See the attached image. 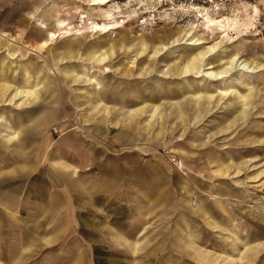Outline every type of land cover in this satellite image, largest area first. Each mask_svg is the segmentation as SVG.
I'll list each match as a JSON object with an SVG mask.
<instances>
[{
    "label": "rangeland",
    "instance_id": "rangeland-1",
    "mask_svg": "<svg viewBox=\"0 0 264 264\" xmlns=\"http://www.w3.org/2000/svg\"><path fill=\"white\" fill-rule=\"evenodd\" d=\"M39 3L0 0V166L17 168L0 188L24 223L0 209L8 258L264 264V70L209 75L233 54L264 65V0ZM57 161L91 183L65 186Z\"/></svg>",
    "mask_w": 264,
    "mask_h": 264
},
{
    "label": "crops",
    "instance_id": "crops-1",
    "mask_svg": "<svg viewBox=\"0 0 264 264\" xmlns=\"http://www.w3.org/2000/svg\"><path fill=\"white\" fill-rule=\"evenodd\" d=\"M42 3H43V0H40V3L35 7L37 11L39 10V8L42 5ZM41 37L42 36H37V38H41ZM42 40H43V38H42ZM1 64H2L1 65L2 71L10 69V67H6L4 65V62H2ZM46 109H47V113L49 115H52L51 118H53L54 116H59L60 115L59 114L60 113V109L58 108L57 103H54L53 106H51L49 108H46ZM41 118H42V121H40V124H42V125L48 124V123H46V119L47 118L45 116H43ZM39 120H40V118H38V121ZM9 128H10V125H9ZM9 128H7V131H9L8 130ZM44 131H45V129L43 131H41V132H44ZM45 137H46V134L44 135V137H42L41 141H39L40 147L44 149L43 152H46L47 149L49 148V147H45L44 146L45 145L44 143L46 142V138ZM12 141H13V139H11V138L9 139V138H6V137H3V138L0 137V152H3V153L9 152L10 149L8 148V146L11 144ZM12 143H14V142H12ZM78 143L79 142H76L75 139H71V140L70 139H66L64 141V144H65L66 148H68V150H70L72 152L80 153V151H83V149L80 147V145ZM59 154H61V153H59ZM84 155H85V153H84ZM44 158L46 160V154H45ZM86 159H88V162H90V157L89 156L87 158H85V163H87ZM4 163H6V162H4ZM62 163H63V161L62 162L61 161L60 162L57 161L55 163H52L51 167L61 177V180L65 184V186H67V187H69L71 189H74V190H83V189H85V186L87 184H89V182L91 183V180H88L86 183L83 182L85 180L81 179V177H79V175H76L74 173V170H78L77 168L73 167L72 165H70V166H66V165L65 166H61ZM16 169L17 168L15 166H12V165L10 166L9 163L7 162V164L5 166H0V177L1 176H7V178L4 181L5 182H6V180L7 181L8 180L12 181V179L17 178V177L14 176L16 174ZM115 176L116 175L110 177V180H109V182L107 184V188L108 189H111L112 186H115L114 184L118 183V179H116ZM1 183H3V182H1ZM92 188H94V187H92ZM14 191H15V189H11L10 186L9 187H5V189L2 190V191H1V188H0V209H2V212L4 214H6V216H7L6 218L10 217L11 219H13L12 222H14L15 225H16V223L21 225V224H24L23 221H21V220L17 221V219L15 218V214H14V213H18V208H19V203L16 200V196H15L16 193ZM188 194H192V190H188ZM143 196H145V195H143ZM17 197L19 198L20 196H17ZM59 203H60L59 200L56 197H54V195H53V196L50 197L48 205L50 207H55V206L59 207L60 206V205H58ZM45 208L47 209V211L45 213H47L49 211V207L45 206ZM42 213H44V212H42ZM13 230L14 229H12V230L9 229V226L3 227V231L5 232L4 234L8 235V236H6V239H10V241H7V243H5V244L0 246V251H1L0 264H18V263L22 264V261L24 259L22 257V255H20L19 257H15L14 259L8 258L9 249L11 247V246H9V242H13L14 241L13 240V238H14ZM63 230L61 231V233H63ZM37 242L43 243L44 245H47V244L52 243V240H51V238H49V239H46V238L42 239L41 238V239H38ZM41 249L32 248L33 251L35 250L34 253H32L34 255L27 259L26 264H54V261H56L55 264L64 263L63 259H61L59 257V255H57V254L56 255H51V257H49V258L48 257L42 258V259L39 260V262L33 263V262H35V258H36V256L38 255V252ZM30 252H28V254H30ZM55 256H58L57 260H54L53 257H55Z\"/></svg>",
    "mask_w": 264,
    "mask_h": 264
},
{
    "label": "bare ground",
    "instance_id": "bare-ground-1",
    "mask_svg": "<svg viewBox=\"0 0 264 264\" xmlns=\"http://www.w3.org/2000/svg\"><path fill=\"white\" fill-rule=\"evenodd\" d=\"M38 1L40 2V0H38ZM2 37H5V36H3V34H0V38H2ZM48 37L49 38L52 37V38L56 39L59 37V35L56 36V35L50 34ZM201 44H202V42H200L198 40L192 41V43H190V45H192V46H198ZM191 68H193V65L189 66L188 70H190ZM263 70H264V65H262V66L253 65L252 63H250L248 61L242 60V58L239 54H233L230 56L228 63L225 65V67H223V69L218 70V71H213L209 75L212 76L215 81H218V80L220 81L223 78H227L228 75H231V74L238 72V71H243L246 73L254 74V73L261 72ZM19 94H22V93L20 92ZM15 98H16V96H13L12 99L15 100Z\"/></svg>",
    "mask_w": 264,
    "mask_h": 264
}]
</instances>
